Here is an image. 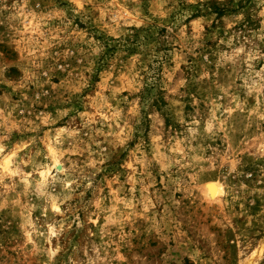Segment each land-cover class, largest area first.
<instances>
[{"label":"rangeland","instance_id":"1","mask_svg":"<svg viewBox=\"0 0 264 264\" xmlns=\"http://www.w3.org/2000/svg\"><path fill=\"white\" fill-rule=\"evenodd\" d=\"M258 3L109 0L107 10L100 8L88 19L70 15L80 34L75 41H50L47 47L45 36L41 52L47 55L32 50L44 78L51 69L50 84L43 89L30 85L23 95L0 85V110L10 112L0 111V122L13 125L71 108L58 126L80 113L74 122L79 126L93 119L109 96L126 98L120 108L131 118L132 140L122 149L100 137L108 159L96 177L99 195L119 200L117 185L135 184L140 169L133 161L143 166L141 154L150 153L155 184L146 188V196L151 207L138 205L142 214L134 221L116 213L95 215L92 190L74 197L67 210L61 207L64 264H94L101 246L117 250L123 257L119 264H264V88L255 75L264 60L248 61L246 55L264 53ZM16 16L14 11L0 16V66L21 55L12 42ZM84 41H99L94 47L100 50L93 54ZM242 47L244 52L237 51ZM20 75L15 66L5 69L6 79L19 81ZM82 82L87 87L74 91ZM108 103L117 110L115 101ZM213 183L220 187L216 195ZM155 190L158 199L152 198ZM23 211L13 205L0 208L2 264L47 259L24 243ZM116 232L120 235H112ZM122 238L127 243L117 245Z\"/></svg>","mask_w":264,"mask_h":264},{"label":"clouds","instance_id":"2","mask_svg":"<svg viewBox=\"0 0 264 264\" xmlns=\"http://www.w3.org/2000/svg\"><path fill=\"white\" fill-rule=\"evenodd\" d=\"M108 3L109 0H63V3L61 0H12L11 3L9 0H0V16L12 11L17 14L18 25L12 42L21 54L19 59L0 66V85L7 84L13 92L20 91L23 95L30 85L43 89L44 85L50 84L51 69L48 70V78H44L41 75V62L32 50L47 55L46 52H41V41L45 36L47 40L44 44L47 47H51L50 41L57 44L70 39L75 41L80 34L72 27L70 15L78 14L88 19L100 8L107 10ZM258 9L256 15L264 24V0H259ZM238 18L242 19L243 14ZM95 20L100 21V17H95ZM260 39L264 40V28L261 29ZM3 43L0 38V44ZM84 43L89 45L93 54L100 50L94 47L99 41ZM237 51L244 52V48ZM63 55H70V52ZM246 55L248 61L264 60V53L258 55L255 51H250ZM3 56L4 53L0 51V58ZM59 58V54L54 57L57 60ZM13 66L20 70L19 81L5 78V69ZM248 68L252 70L251 63H248ZM255 75L260 78L256 83H259L260 88H264V67ZM249 78H252L251 73ZM85 87L86 82L79 83L74 91L79 92ZM97 95L101 94L98 92ZM108 100L117 103V110L112 109ZM125 102L124 97L116 101L115 97L109 96L100 110L93 113L94 118L83 120L79 126L74 122L76 116L82 115L80 113L70 116L65 126H58V122L63 121L72 111L71 108L57 109L55 114L47 112L36 115L34 120L17 122L16 125H13L11 120L0 122V208L13 205L24 209L21 213L23 223L20 226L23 237L26 238L24 243L32 244L42 255L47 256L41 264H64L63 250L59 244L63 225L57 217L63 219L61 207L67 210L74 197L83 198L85 192L92 190L94 197H97L93 201L96 207L95 215L116 213L125 220L131 218L134 221L138 214H142L138 205L151 207L147 204L146 188L154 186L155 178L149 171L148 152L141 154L143 166L140 161H133L140 169L134 173L135 184L129 186L128 182L124 181L117 185L119 200H116L114 195H99L101 185L96 177L103 171L102 166L106 167L105 162L108 159L107 153L101 147L103 141L100 137H105L113 148L122 149L128 148V141L132 140V127L128 124L131 118L126 119V113L120 108V104ZM0 111L10 116L7 109ZM13 132L17 133L15 138ZM136 184L140 185L139 189H136ZM103 187L109 186L105 184ZM137 190L140 191L139 197L135 195ZM157 192L158 190H155L152 194L153 199H158ZM34 212L39 213L35 219ZM54 238L56 244L53 247L51 245ZM115 243L123 246L127 243V238L118 239ZM2 247L3 245H0V248ZM122 259L117 250L110 246L107 249L101 246L96 251L94 264H119Z\"/></svg>","mask_w":264,"mask_h":264},{"label":"bare ground","instance_id":"3","mask_svg":"<svg viewBox=\"0 0 264 264\" xmlns=\"http://www.w3.org/2000/svg\"><path fill=\"white\" fill-rule=\"evenodd\" d=\"M212 192L214 195H216L220 192V187L218 186V184H216V183L212 184Z\"/></svg>","mask_w":264,"mask_h":264},{"label":"trees","instance_id":"4","mask_svg":"<svg viewBox=\"0 0 264 264\" xmlns=\"http://www.w3.org/2000/svg\"><path fill=\"white\" fill-rule=\"evenodd\" d=\"M162 103V101H159L158 99L155 101V104L159 106V104Z\"/></svg>","mask_w":264,"mask_h":264}]
</instances>
